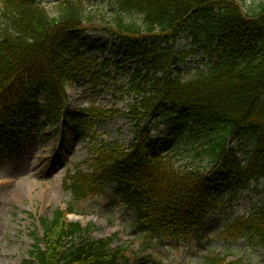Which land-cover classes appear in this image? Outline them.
Segmentation results:
<instances>
[{
  "label": "trees",
  "instance_id": "trees-1",
  "mask_svg": "<svg viewBox=\"0 0 264 264\" xmlns=\"http://www.w3.org/2000/svg\"><path fill=\"white\" fill-rule=\"evenodd\" d=\"M55 2L56 16L51 17L40 0L2 1L0 158L14 147L22 128H80L90 117L67 107L69 84L79 75L96 74L77 48L90 30L83 0ZM116 3L108 31L119 42L117 55L135 65L126 85L135 97L133 108L139 111L134 139L128 150L93 147L87 165L91 172H78L65 184L75 202L111 192L147 238L201 240L205 220L219 210L216 197L223 188L237 181L232 192L236 197L252 183L264 182V1ZM132 14L139 15L141 23L123 18ZM182 33L214 56L208 72L188 82L172 75L183 54L174 50ZM160 121L175 132L170 138L176 151L192 141L196 157L208 156L212 167L208 175L174 168L164 154L172 151L171 144L152 135ZM257 192L264 197V186ZM75 213L71 204L66 210L56 209L51 219L41 217L42 233L34 231L30 260L23 264L128 263L124 253L112 250V239L93 238V226L69 221L67 216ZM225 234L264 246V201L235 219ZM206 263L242 264L218 254L207 257Z\"/></svg>",
  "mask_w": 264,
  "mask_h": 264
},
{
  "label": "rangeland",
  "instance_id": "rangeland-1",
  "mask_svg": "<svg viewBox=\"0 0 264 264\" xmlns=\"http://www.w3.org/2000/svg\"><path fill=\"white\" fill-rule=\"evenodd\" d=\"M55 1L40 0L51 17L56 16ZM252 1L264 0H247L248 5ZM83 5L90 30L77 48L84 62L92 66L90 71L96 69V74L79 75L69 84L67 107L76 113H89L90 117L82 121L80 128L74 125L22 128L20 136L13 141L14 147L4 151L0 158V264H23L30 260L33 233L36 229L42 233L39 218L51 219L56 209H66L70 204L76 210L70 220L84 227L92 225L93 238L112 239L111 248L128 257V263L124 264H207L206 258L215 254L228 262L264 264L262 243L232 240L225 234L235 219L247 215L253 206L263 204L264 197L257 192L263 190V181L258 185L252 183L250 189L236 197L232 192L237 188V181L223 188L216 197L219 210L205 220L204 237L198 241L152 240L140 235L135 217L109 191L75 202L66 180L78 172H91L87 165L92 159L93 147L116 145L128 150L139 112L137 107L133 108L135 97L126 87L134 61L117 55L115 44L119 42L108 31L118 9L116 0H83ZM123 18L136 23L142 21L136 14ZM201 46L199 42L194 45L188 33L180 35L174 50L183 54L173 68L174 78L188 82L208 72L214 56L210 57L211 52ZM39 119L44 121V117ZM174 133L168 122L160 121L152 135L155 140L166 139L171 144L168 151H172L164 154L171 157L176 170L183 173L192 168L208 175L212 171L208 156L196 157V152L191 150L192 141L180 145L182 150L176 151V142L170 138Z\"/></svg>",
  "mask_w": 264,
  "mask_h": 264
}]
</instances>
